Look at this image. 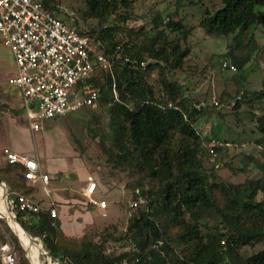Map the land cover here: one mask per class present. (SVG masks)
I'll return each mask as SVG.
<instances>
[{
	"label": "trees",
	"instance_id": "obj_1",
	"mask_svg": "<svg viewBox=\"0 0 264 264\" xmlns=\"http://www.w3.org/2000/svg\"><path fill=\"white\" fill-rule=\"evenodd\" d=\"M176 1L183 4L185 0ZM43 2L50 8L59 5L58 0ZM85 2L83 16L98 19V25L81 30L100 40L113 62V71L97 70L87 83L98 87V103L109 113L114 161L138 168L141 177L133 188V198L140 189L148 202L128 218L125 233L114 237L132 243L131 249L120 253L107 251L109 235L99 241L87 233L80 239L67 235L59 216H51L48 210L29 214L27 219V213L21 211L19 221L42 239L50 256L61 264H264V247L250 254L242 251L264 242V113L257 117L260 135L253 140L261 153V175L234 182L216 173L217 164L209 172L202 155L207 153L217 160L234 146L217 145L215 152H210L207 142L218 138L220 130H213V121L207 123L206 131L198 126L210 105H199L186 86L169 75L184 68L190 49L181 41L188 40L193 27L161 12L153 16L151 26L130 25L135 0ZM220 2L215 11L206 9L200 21L210 37L234 34L233 39L239 42L242 31L264 21V0ZM173 33L179 35L172 37ZM251 42L255 46L254 37ZM230 46L231 61H227L242 69L249 59L235 53L237 45ZM155 72L159 77L151 83L149 77ZM256 99L264 102V88L238 93L234 106ZM223 118L219 123L225 124ZM16 165L21 163L6 159L0 165V179L10 197L15 191H31L14 175ZM12 236L23 249L19 237L13 232ZM0 264H4L1 258ZM21 264L30 262L23 256Z\"/></svg>",
	"mask_w": 264,
	"mask_h": 264
},
{
	"label": "rangeland",
	"instance_id": "obj_2",
	"mask_svg": "<svg viewBox=\"0 0 264 264\" xmlns=\"http://www.w3.org/2000/svg\"><path fill=\"white\" fill-rule=\"evenodd\" d=\"M193 1L196 0H185L183 4H177L176 0H135L134 16L129 23L136 27L144 24L151 26L153 16L161 12L165 16L181 19L193 27L188 40L181 41L184 48L190 49L184 68L172 71L169 75L171 79L183 83L192 99L200 102L199 105H210L198 123L199 128L206 131L207 123L213 121V130H220L218 138L227 139L229 142L238 141L231 143L234 147L228 148L217 160L207 153L203 154L208 171L211 172L213 165L217 164L214 167L221 178L242 182L247 177L261 175V153L253 144V140L260 135L257 117L264 113V102L256 99L252 102H242L237 108L234 105L238 93H253L264 88V21L242 31L239 42L233 39L234 34L229 37H210L200 25V21L206 9L215 11L222 3L220 0ZM58 2V14L61 18L77 25L78 28L87 31L98 25V19L83 16L82 11L87 8L85 0ZM171 35L176 37L175 35L179 34ZM252 37L255 38V46L251 42ZM231 44L237 45L235 53L238 56L249 59L242 69L238 67L236 71L222 66L223 61H231L228 55L233 47ZM16 72L13 52L4 43L0 33V165L5 163V149L11 148L13 142L23 145L22 141L36 144L43 167L53 172L54 181L60 187H69L77 193L76 196L80 200L76 206L83 212L85 209L82 207H97L87 201L81 190L92 175L98 183L99 198L107 199L109 206L105 209L96 208L95 213L86 218L83 233L74 237L80 239L87 233L94 241H99L104 235H109L106 241L108 252L120 253L131 249L132 243L129 239L115 240L114 237L124 234L127 229L129 202L133 199V188L136 187L141 173L135 166H119L114 161L116 149L109 136L110 117L106 106L98 103L97 107H82L65 115L35 119L42 128L32 131L29 128L27 113L21 106L22 92L11 82ZM158 77L159 74L155 72L149 77V81L152 83ZM158 92L162 94V90L158 89ZM218 101L221 102L217 104ZM222 117L225 124L219 123ZM25 128H28L29 132L23 131ZM252 154L254 158H250ZM21 165L15 166L14 175L29 185ZM244 166L245 169L241 170L240 167ZM33 190L34 187H31L30 193ZM36 190L37 196L43 199L42 202L49 201V195L41 186ZM3 194L4 190L0 185V245L9 241L15 247L17 264H21L23 256L32 264L27 256V248L33 264H61L50 256L40 237L34 236L33 241L25 237L22 231H18L16 219L7 213ZM52 194H55V191H52ZM14 195L15 193L10 197L9 193L11 202L14 201ZM261 197L260 193L259 198ZM25 216L27 219L29 214ZM81 217L79 220H84ZM213 225L212 221L211 226ZM12 232L19 237L23 249L15 244ZM33 245L37 247L34 251ZM263 247L264 242L246 246L242 251L250 254Z\"/></svg>",
	"mask_w": 264,
	"mask_h": 264
},
{
	"label": "built area",
	"instance_id": "obj_3",
	"mask_svg": "<svg viewBox=\"0 0 264 264\" xmlns=\"http://www.w3.org/2000/svg\"><path fill=\"white\" fill-rule=\"evenodd\" d=\"M58 7H47L43 0H0V33L10 47L17 66L11 79L22 92V108L30 125L40 130L42 125L35 119H49L82 107H97L99 89L87 80L97 70L113 71V62L105 52V46L77 25L61 18ZM223 68L236 70L237 66L225 60ZM217 137L207 142L211 153L217 145H230ZM244 145V143H242ZM261 147V146H260ZM5 159L21 163L23 175L32 183H40L51 193V175L41 169L37 158L5 149ZM10 202L13 213L39 214L48 210L58 215L54 201L49 205L24 192L15 191ZM87 201L105 209L109 202L98 196V183L91 175L84 191ZM148 202V196L137 189V196L130 200L128 216ZM41 241V240H40ZM0 258L4 264H17L15 247L5 241L0 245ZM122 264H127L124 261Z\"/></svg>",
	"mask_w": 264,
	"mask_h": 264
},
{
	"label": "crops",
	"instance_id": "obj_4",
	"mask_svg": "<svg viewBox=\"0 0 264 264\" xmlns=\"http://www.w3.org/2000/svg\"><path fill=\"white\" fill-rule=\"evenodd\" d=\"M22 101H21V103H22ZM24 112H26V111L24 110ZM29 128L32 131L34 130V129H32L31 125ZM25 130L29 132L28 128H25L23 131H25ZM23 131H21V132H23ZM22 143H24V145L19 144L18 142H13L11 144V148H9V149H11L13 151H17V152L22 153V154H25L27 156L35 157L40 162L39 151H38L36 144H33L31 142L25 143L24 141H22ZM40 165H41L42 171L48 172L51 175V185H50L51 193L49 195V201L48 202H42L43 199L41 197L37 196V194H38V190H36L37 187L38 186L42 187V185L40 183L34 184L31 181L26 180V181H28L29 186L34 187L33 192H31L29 195L33 196L38 201L42 202L44 205H49L52 201H54L57 205V208H58V216L62 221V228H63L64 232L70 236L81 235L84 231V229H82V228L86 223V218L88 216H92L95 213L96 208H100V207H98L97 205H96L97 207L94 209L82 207L85 209V211L83 212L81 209H79V207L76 206V203L80 200V198L76 196L77 193L74 190L69 189V187H60L57 184V182L54 181L55 175L53 174V172H50L47 169H45L41 162H40ZM87 184L88 183H86L81 189L83 193L86 189ZM52 191H55V194H52ZM98 193H99V191H98ZM3 197H4V201L6 203V199H5L4 194H3ZM14 197H15V195H14ZM6 209H7V205H6ZM7 213L9 215H11L10 212L8 211V209H7ZM80 217L84 220H82V221L79 220ZM18 227H19V225H18ZM18 231L20 232L21 230L18 229ZM22 233L25 235V237L32 240L28 234H26L23 231H22ZM34 246L35 245L32 246L33 251L37 248L36 246L35 247Z\"/></svg>",
	"mask_w": 264,
	"mask_h": 264
},
{
	"label": "water",
	"instance_id": "obj_5",
	"mask_svg": "<svg viewBox=\"0 0 264 264\" xmlns=\"http://www.w3.org/2000/svg\"><path fill=\"white\" fill-rule=\"evenodd\" d=\"M0 185H2V187H3V190H4V195H5V199H6V205H7V209H8V211L10 212V214L12 215V217H14L16 220H17V222H19L20 223V225H22V227L25 229V231L29 234V236H30V238L34 241V236L23 226V224L19 221V219H18V217L13 213V211H12V209H11V206H10V202H9V193H8V191H7V188H6V185H5V183L3 182V181H1L0 180ZM8 218V217H7ZM8 220H9V218H8ZM11 224V223H10ZM41 245H42V243H41ZM43 246V245H42ZM41 246V247H42ZM27 248V247H26ZM27 251H28V258L30 259V261H31V263L33 264V261H32V258L30 257V255H29V250H28V248H27Z\"/></svg>",
	"mask_w": 264,
	"mask_h": 264
}]
</instances>
